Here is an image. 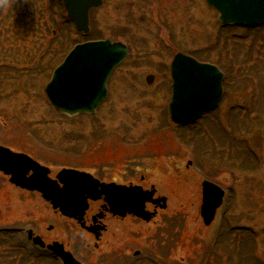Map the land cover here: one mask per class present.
<instances>
[{
	"label": "rangeland",
	"instance_id": "obj_1",
	"mask_svg": "<svg viewBox=\"0 0 264 264\" xmlns=\"http://www.w3.org/2000/svg\"><path fill=\"white\" fill-rule=\"evenodd\" d=\"M47 6L48 0H0V71L9 72L11 78L0 77V143L34 156L50 167L53 178L63 169L83 164V170L105 181H132L148 190L153 187L158 196L168 199L167 210L148 223L109 221L100 248L86 250L87 263L103 262L106 254L104 261L112 256L114 261L118 253L127 257L126 264H264V173L241 171L233 177L227 171L212 172L209 166L204 169L199 159L189 167L194 155L200 157L206 148H213L208 143L211 138L205 141L202 130L195 141L185 143V128L169 126L168 119L171 63L177 53L191 54L220 66L228 77L215 113L222 123L219 131L211 126L214 119L200 122L195 131L211 126L218 140L216 157L221 158L219 149L224 159L241 154L231 145L230 133L253 136L262 150L264 27L225 28L204 0H104L92 11L89 38L122 42L130 54L111 80L107 104L93 117L71 118L57 113L45 94L53 68L63 59L47 53L56 34L52 35L53 27L49 33L52 22L46 25L45 18L64 29L55 15L57 7L51 12L44 10ZM69 26L73 44L85 40ZM149 75L155 77L152 85L146 82ZM254 126L262 128L257 131ZM193 143L196 154L190 155ZM205 177L230 189V221L220 229L218 248L213 244L219 224L207 227L200 215ZM57 224L59 228L48 230ZM0 228L21 233L14 234V240L8 232L0 233V264H54L40 249L27 245L28 229L48 243L58 240L70 249L74 239L68 231H78L70 223H61L39 194L15 188L1 174ZM18 238L29 253L20 249ZM138 251L142 254L135 258Z\"/></svg>",
	"mask_w": 264,
	"mask_h": 264
},
{
	"label": "water",
	"instance_id": "obj_2",
	"mask_svg": "<svg viewBox=\"0 0 264 264\" xmlns=\"http://www.w3.org/2000/svg\"><path fill=\"white\" fill-rule=\"evenodd\" d=\"M207 4L220 13L223 25L258 27L264 25V0H206ZM68 18L80 32H89V12L100 6L101 0H64ZM128 50L122 43L110 40L88 42L76 46L65 61L55 70L52 80L46 87V94L60 113L76 116L82 113L94 114L107 97V83L115 69L126 59ZM173 96L170 103V115L179 125L194 123L203 113L216 108L222 98L223 74L212 65L201 64L184 54L176 55L172 66ZM155 77H147L151 85ZM33 172L28 177L29 172ZM0 172L10 176L11 183L30 191H38L50 201L55 209H60L70 218L81 219L87 208L88 198L106 201L117 214H135L150 221L153 213L145 210L147 202L158 204L166 198L153 200L155 191H144L141 187L113 186L108 190L92 176L63 170L57 177L62 183L49 178V170L40 166L25 154H19L0 145ZM102 191H98L99 187ZM203 217L208 223L216 208L222 202V193L204 183ZM209 201L211 206H207ZM30 238L33 233L30 232ZM34 243L46 247L42 238L35 237ZM55 254L62 256L66 264H77L72 255L66 253L57 243L48 246Z\"/></svg>",
	"mask_w": 264,
	"mask_h": 264
},
{
	"label": "flooded vegetation",
	"instance_id": "obj_3",
	"mask_svg": "<svg viewBox=\"0 0 264 264\" xmlns=\"http://www.w3.org/2000/svg\"><path fill=\"white\" fill-rule=\"evenodd\" d=\"M92 11L93 10H91V14H92ZM129 53H130V51H129ZM206 63H209V62H206ZM210 64H214V63H210ZM214 65H216V64H214ZM218 67L221 69L220 66H218ZM221 71L225 74V80H224V94H225L226 93L225 83L227 81V76H226L227 74H226V72L224 70L221 69ZM113 78H114V75L111 77V79H110V81L108 83V90H109L108 96H107L106 100L98 108L97 113L99 112L100 109H102L107 104V102L110 99V96H111V80ZM219 107L217 109L209 112V113L204 114L195 124L183 126L185 128L184 130L186 131V132H184V135H182V136H184L185 143H189L190 141L191 142L195 141L194 138L195 139L198 138V132H201L202 130H204V133L205 132L206 133L203 136V139L205 141H208L211 138L210 142L208 141V143L213 147L210 150H208L206 148L205 153L204 154L201 153L202 156L198 157V156L194 155V154H196L195 153L196 152L195 151L196 150L195 149L196 146L193 143V145H191V147L189 148L188 152H189L190 155H194L195 157L193 156V160H191L189 162V167L194 165V161L196 163V160L198 161V159H199V163H200V165L203 166L204 169H206V167H204V166H209V167H211L210 169H212V172L223 173L224 171H227L225 174H231V176H233V177L235 176V172L236 173H241V171H243L242 173L246 172V173H249V174H253V173L259 174L260 172L264 173V147L261 146L262 150L261 149L259 150L258 146H255L256 144H255V142L253 140V138H254L253 136L248 137V138H244V137L243 138H239V136H237V134L234 135V133H230V135H227V137L231 141V145H235L238 148V150L241 152V154H236L237 156L234 155V154H231V155L228 154L229 156H226V159H224V155L222 156L221 149H219L221 158L220 157H216V156L213 155L214 149H215V145L218 144V140L215 141V139H217L216 138V134H215V131L211 130V126H213V128H215V130L217 132L219 131V129L217 127H218V123H221V122H220V119H217V117L215 115V113L218 111ZM90 117H93V116H90ZM212 119H214L215 121L211 123L212 124L211 126L205 128V126H206L205 125L203 127H200L199 131H195V128H198L197 125L200 122H202V121L206 122L208 120L211 121ZM169 126H172V127L175 126V127L178 128V126H176V125L173 126V124H169ZM219 127H220V125H219ZM261 128L262 127L254 126L253 130H257L258 129L257 131H260ZM165 130L166 129L164 128L161 131H165ZM222 130L225 131L224 129H222ZM228 130L230 132H233L232 131V127H230V126H229ZM93 132L95 133V129L93 130ZM263 132H264V130H263ZM194 133L196 135H194ZM180 135H178V140H179V136ZM238 138H239V140H237ZM200 139H201V137H200ZM204 140L202 141L203 142V146L207 147V144H206V142H204ZM255 140H256V137H255ZM240 142H243L244 145L242 146ZM209 153L210 154L212 153V155H210ZM32 157L35 158L34 156H32ZM35 160L42 164V162L39 161L38 159L35 158ZM43 165H45V164H43ZM82 166H83V164H75L74 166H70L68 168L75 169V170H78L80 172H85V173H89V174L93 175L92 173H90V172H88L86 170H83ZM93 176L96 179H98L100 182L107 183V184L115 183V184L125 185V186L140 185V184H135L132 181L122 182V183H119L117 181H105L98 175H93ZM51 177L53 178L52 170H51ZM204 181L211 182L212 184L220 187L224 191V197H223V200H222V204L220 205V207H218L216 209L214 220H213V222L210 225H206L205 224V222H204V220L202 218L201 209H200V215H201V218H202L203 223H204L205 226L209 227V226H213L215 224H219V231H218V234H217V236L215 238V241H214V244H213V246L218 248L219 239L221 237L219 235L220 229H221V227H222L224 222L230 221V220L227 219V216H228V214H229V212H230V210L232 208V205H229V204L227 205V202H228L229 196H230L229 195L230 194V189L226 188L225 185L220 184L218 181H212V180H210V178H207V177H205ZM19 190H21V189H19ZM26 193H29V192H26ZM158 197H160V196H158L157 190H156V195H155L154 198H158ZM202 203H203V189H202ZM225 206H226V208H225ZM201 207H202V205H201ZM167 208H168V199H167V203H166V209L160 208L159 205L156 207V206H153L152 204H147V209L149 211L152 210V212L155 213V216L153 217V220L158 216V214H159V212H161V210L164 211V210H167ZM54 212L56 213V215H58L61 223H63L64 221L67 222V223H70V225H73L74 228L76 230H78V231L73 233L72 232L73 228H70L69 231H68L69 234L71 236H73L72 240L74 239V244H73L72 249L67 247L65 243L60 242L58 240L57 241H52L51 243L58 242V243L62 244L64 246L65 250L70 252L73 255V257L80 264H88L86 259H85V258L90 259V255L86 251L87 249H89L91 246H93L94 250L97 251L100 248L99 244L103 240L104 235H106V233L109 232V230H110L109 221H112V220L118 221V222L119 221H124L125 224L128 223L129 225H133V224H141L142 225L143 223H145L142 219L138 218L137 216H135L133 214H129L128 213V214H125L123 216L114 214L112 212V210H111V206L105 202L103 197L101 199L97 200V201H92V200L89 201L88 208H87V210H86V212H85V214L83 216V219H82L81 223L76 221V220H73V219H70L68 217H65L59 211H54ZM56 226L57 227L50 226L48 228V230L52 231L54 229L59 228V224H57ZM115 229L119 230V228H115ZM30 230L31 229H28L26 231V233H25V238H26V241H27V245H28V243L30 245H32V242L28 238V232ZM79 231H80V233H78ZM4 232H8V234L11 235L13 240L15 238L14 234L18 235V236H19V234H21V233H19L20 231L17 232L16 229L14 230L12 228H8V229L7 228H0V233H4ZM36 235H39V234H36ZM43 239L46 242L45 238H43ZM18 241H19V238H18ZM46 243L50 244L48 242H46ZM19 245H20V242H19ZM27 245H25V244L23 246L20 245V249H23L25 251L29 250L27 248ZM42 253L47 255L49 258L53 259L54 260V264H64L63 260L60 257L52 254L51 252L48 251V249H43ZM141 254H142L141 251H138V252L134 253V257L135 258L138 257V256L140 257ZM119 255H118V253L116 254L114 261H110V259H112V257H114V256L110 257V259H108L107 261H104V259L107 258V254H106L105 257L103 258V262H102V259H101L100 261H97L96 264H99V263H101V264H105V263L106 264H126L124 258H127V257L123 256L122 254H119ZM128 264H131V263H128Z\"/></svg>",
	"mask_w": 264,
	"mask_h": 264
},
{
	"label": "trees",
	"instance_id": "obj_4",
	"mask_svg": "<svg viewBox=\"0 0 264 264\" xmlns=\"http://www.w3.org/2000/svg\"><path fill=\"white\" fill-rule=\"evenodd\" d=\"M54 6L57 7L58 12H59L58 14H55V15L58 18H60V21L62 22V24L64 26V29L62 28L61 25L60 26L56 25L53 19L47 20L45 18L46 25L49 24V21L52 22L49 25V30H50L49 33H51V30L53 29L54 31H53L52 35L56 34V36L52 38V41H55V42L49 46V48L47 50V53L49 55H51V54L52 55H60V56H62L61 58H65L66 55L69 53V51L76 44H73V41L71 40V38L69 36V33H68L69 30H70V26L69 25L71 23L68 21V19L65 16V12H64L61 0H48V6H47V8L45 7L44 10L46 11V9H47V11L49 10V11L52 12L53 11L52 9H53ZM2 10H3V8H0V16L1 17L3 16ZM45 17H46V15H45ZM52 24H54V25H52ZM50 27H53V28L51 29ZM63 30H64V34H62ZM61 37H62V39L60 40L61 42L59 44V38H61ZM87 38H89V37H84V39H87ZM59 46H61V47H59ZM57 57H59V56H57ZM4 73L2 71H0V77L5 78V80H10L11 78L9 77V72H7L5 74ZM1 85H2V83H1Z\"/></svg>",
	"mask_w": 264,
	"mask_h": 264
}]
</instances>
